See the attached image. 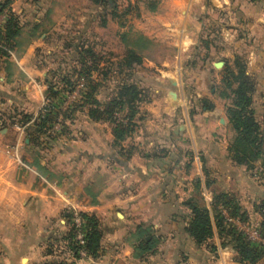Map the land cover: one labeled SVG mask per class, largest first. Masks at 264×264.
I'll return each mask as SVG.
<instances>
[{
  "label": "crops",
  "instance_id": "obj_1",
  "mask_svg": "<svg viewBox=\"0 0 264 264\" xmlns=\"http://www.w3.org/2000/svg\"><path fill=\"white\" fill-rule=\"evenodd\" d=\"M79 1L71 10L83 17L102 11L118 17L123 9L130 24L123 33L154 44L139 70L147 100L133 133L117 144L113 126L86 112L70 128L80 136L46 153L37 139L25 138V126L0 122V264H240L215 223L209 245L199 247L187 235L184 202L199 193L209 210L218 196L230 199L237 228L264 250L261 163L249 170L231 158V101L221 95L225 66L241 59L264 132V0H120L112 10ZM73 212L99 222L95 259L73 251ZM148 239L156 247L140 255L136 249Z\"/></svg>",
  "mask_w": 264,
  "mask_h": 264
},
{
  "label": "rangeland",
  "instance_id": "obj_2",
  "mask_svg": "<svg viewBox=\"0 0 264 264\" xmlns=\"http://www.w3.org/2000/svg\"><path fill=\"white\" fill-rule=\"evenodd\" d=\"M6 2L10 3L12 12L19 18L21 38L18 44L5 49L8 51L7 57L0 55V69L5 71L4 78H0V122L10 127H24L22 124L25 122V116L32 117L25 125L24 136L30 140L37 139L38 143H41L42 153H46V149L56 151L64 148L62 144L65 140L71 136L79 137L78 130L70 128L84 120L85 112L95 108V105H91L86 99L90 85L88 86L86 69L83 70L80 62V52L92 50L104 58L98 61L99 67H96L92 59L86 64L88 68H97L90 79L97 82V100L103 103L111 101L117 96L118 88L126 82L127 76L129 83L137 84L145 92L144 79H140L142 73L139 72L143 69L144 60L134 71L126 69L124 74H120L115 68L108 80L100 76L101 71L108 70L109 63H114L117 67L126 55L122 37L132 36L130 32L123 33L126 29L124 23L130 26L129 18L125 17L123 9L119 11L118 17L110 15L112 11L108 16L102 11L83 17L79 9L71 10L73 5L80 7L83 2L79 0H0V3ZM116 2L121 6L123 4L120 0ZM107 7L106 5L103 8L107 10ZM108 10L112 8L108 7ZM5 13L0 15V29H3L8 21V15ZM154 50V46L153 50H145L144 58L152 55ZM21 59H25L23 64H20ZM23 70L29 72L30 77L24 75ZM67 77L70 86L64 82ZM82 82L85 89L80 88ZM47 101L54 107L50 115L51 120L44 130H41L36 127V121ZM113 116L119 122L127 123L128 110L116 111ZM14 138L12 135V139ZM71 232L75 238L76 228L72 223ZM75 247L78 248L73 241L72 248L76 253Z\"/></svg>",
  "mask_w": 264,
  "mask_h": 264
},
{
  "label": "trees",
  "instance_id": "obj_3",
  "mask_svg": "<svg viewBox=\"0 0 264 264\" xmlns=\"http://www.w3.org/2000/svg\"><path fill=\"white\" fill-rule=\"evenodd\" d=\"M94 3L102 6L107 5L114 9L118 7L115 0H94ZM4 13L8 15V21L4 28L0 29V41L2 43L0 45V55L7 57L8 51L5 49L19 43L21 26L19 18L12 12L9 2L0 3V15ZM122 41L126 48V55L117 67L114 63H109L108 70L100 72V76L104 80H108L109 77L111 78L115 68L119 70L120 74H124L126 69L134 71L143 64L145 50H153L154 46V44L140 35L135 37L126 35L122 37ZM79 57L83 70L84 68L86 69L85 74L88 77V86L90 85L86 99L91 105H95V108L88 110L87 114L89 118L95 122H107L111 124L116 144L124 141L127 136L133 133L135 121L139 114V106L147 100V96H145L137 84L129 83L130 79L127 76L126 82L118 88L117 96L111 101L103 103L97 100V82L90 80L92 79L91 74L97 71V68L96 70L88 68L86 64L92 59L97 67L99 65L98 61L104 58L96 55L92 50L84 53L80 52ZM64 82L70 86L68 77L64 79ZM222 84L224 90L221 92V95L223 98L231 101L227 114L230 124L236 133V139L230 147L231 158L236 164L244 166L249 170L254 169L256 163L259 162L264 174V132L253 108L255 84L252 78L247 75L245 62L241 59H236L233 65L227 64L223 70ZM125 109L128 110L127 123L119 122L113 116L114 112H123ZM50 115L51 112L43 118L40 116L36 121L38 123L36 127L44 130L51 120ZM31 120L32 117L25 116V122L22 126H25ZM35 140L31 139V142L35 143ZM202 199L203 197L199 193L198 197L184 202V206L189 211V222L186 227L187 235L199 247L209 245L214 237L215 223L218 234L222 238H230L229 243L235 246L240 264H257L264 256L263 247L244 237V234L235 224L228 223L220 210V207L225 208L230 217L240 220L237 212L238 209L234 206L233 202L226 196H218L214 199L212 208L209 210L202 204ZM81 217L87 223L85 250L89 257L95 259L98 257L102 242L99 222L95 217L86 214H81ZM138 232L143 238H148L149 234L143 227H138ZM69 237L70 243L73 246L74 235L72 232ZM155 247V240L149 239L148 241L140 242L136 250L140 255H143L145 252L153 251ZM75 250L76 254H78L80 248L75 247Z\"/></svg>",
  "mask_w": 264,
  "mask_h": 264
},
{
  "label": "built area",
  "instance_id": "obj_4",
  "mask_svg": "<svg viewBox=\"0 0 264 264\" xmlns=\"http://www.w3.org/2000/svg\"><path fill=\"white\" fill-rule=\"evenodd\" d=\"M80 88L85 89V84L83 82L80 84ZM52 107L54 106L52 105L50 101L45 102L44 106L40 110V116L43 118L45 115L50 113L52 111ZM220 210L222 214L224 215V217L226 218V220L228 221V223L235 224V225L237 224V220L229 216L227 209L220 207ZM71 223L76 228V235H75L74 241L77 247L80 248L78 254L81 257H86L88 256L87 251L85 250L86 233H87L86 220H84L78 212H73L71 215Z\"/></svg>",
  "mask_w": 264,
  "mask_h": 264
},
{
  "label": "water",
  "instance_id": "obj_5",
  "mask_svg": "<svg viewBox=\"0 0 264 264\" xmlns=\"http://www.w3.org/2000/svg\"><path fill=\"white\" fill-rule=\"evenodd\" d=\"M173 95L175 96V93H173Z\"/></svg>",
  "mask_w": 264,
  "mask_h": 264
}]
</instances>
